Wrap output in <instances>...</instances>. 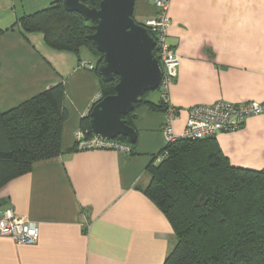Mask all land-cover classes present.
Here are the masks:
<instances>
[{
  "label": "crops",
  "instance_id": "0c3cea01",
  "mask_svg": "<svg viewBox=\"0 0 264 264\" xmlns=\"http://www.w3.org/2000/svg\"><path fill=\"white\" fill-rule=\"evenodd\" d=\"M53 1L0 0V111L63 84L69 114L61 154L0 188V214L13 209L40 228L36 244L0 236V264H164L174 229L144 189L148 167L167 143L168 114L136 109L132 151L76 149V131L102 95L100 76L82 61L97 59L87 49L77 55L52 48L19 21ZM157 12L155 0H136L137 21ZM169 15L168 42L180 58L169 91L175 134L195 105L264 102V0H171ZM216 142L233 165L264 169V114Z\"/></svg>",
  "mask_w": 264,
  "mask_h": 264
},
{
  "label": "trees",
  "instance_id": "16d2710c",
  "mask_svg": "<svg viewBox=\"0 0 264 264\" xmlns=\"http://www.w3.org/2000/svg\"><path fill=\"white\" fill-rule=\"evenodd\" d=\"M84 2L97 7L101 0ZM19 21L26 33L42 32L52 48L77 55L87 49L97 59L92 70L99 75L103 55L88 38L93 30L80 13L67 11L63 0L25 13ZM100 80L102 98L115 94L118 77L112 82ZM147 93L133 112L123 116L132 127L142 105L168 112L170 104L161 93L158 100ZM64 97V85L58 84L0 111V188L30 172L36 161L61 154L63 125L69 116ZM90 114L91 110L81 128L93 136ZM117 139L131 151L136 144L125 136ZM163 152L167 156L148 167L150 183L144 192L174 229L176 243L164 264H264V169L233 165L216 137L180 139L166 143Z\"/></svg>",
  "mask_w": 264,
  "mask_h": 264
},
{
  "label": "water",
  "instance_id": "95a60500",
  "mask_svg": "<svg viewBox=\"0 0 264 264\" xmlns=\"http://www.w3.org/2000/svg\"><path fill=\"white\" fill-rule=\"evenodd\" d=\"M85 0H63L67 11L78 12L93 30L88 38L102 53L98 73L104 82L118 77L115 94L103 97L91 110L94 134L107 139L119 136L136 142L138 133L126 116L135 110L145 93L157 90L162 68L155 54L156 41L149 29L136 21V0H101L90 7Z\"/></svg>",
  "mask_w": 264,
  "mask_h": 264
},
{
  "label": "built area",
  "instance_id": "2783aa9c",
  "mask_svg": "<svg viewBox=\"0 0 264 264\" xmlns=\"http://www.w3.org/2000/svg\"><path fill=\"white\" fill-rule=\"evenodd\" d=\"M170 2L171 0H155L158 12L144 23L156 41L155 54L163 73L159 90L161 97L166 102H169L170 87L175 81L180 63L178 54L168 42V28L171 23ZM82 66L94 69L95 64L91 61H82ZM101 99L102 95L96 102ZM167 114L168 118L164 126L167 143L185 138H213L220 133L240 129L247 118L251 116L264 114V102L234 103L219 100L213 104L195 105L189 110L185 130L179 135L175 134L172 129V122L176 117L175 108L170 105ZM75 138L79 150L131 151L130 145L117 138L107 139L96 134L88 136L82 128L76 131ZM166 156L167 152H163L158 156V160H162ZM0 236L11 237L18 244H36L40 238V228L35 222L18 215L13 209H7L0 214Z\"/></svg>",
  "mask_w": 264,
  "mask_h": 264
},
{
  "label": "rangeland",
  "instance_id": "374dc122",
  "mask_svg": "<svg viewBox=\"0 0 264 264\" xmlns=\"http://www.w3.org/2000/svg\"><path fill=\"white\" fill-rule=\"evenodd\" d=\"M47 6V5H46ZM44 8V7H43ZM94 58H96L95 56H93ZM160 95V90L159 88L157 90H154V91H149L146 96L150 99H156V97Z\"/></svg>",
  "mask_w": 264,
  "mask_h": 264
}]
</instances>
